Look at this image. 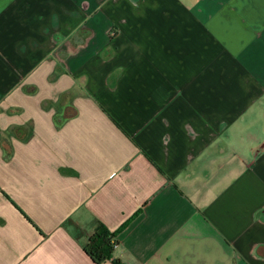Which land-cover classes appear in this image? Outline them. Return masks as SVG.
Instances as JSON below:
<instances>
[{"label": "crops", "instance_id": "1", "mask_svg": "<svg viewBox=\"0 0 264 264\" xmlns=\"http://www.w3.org/2000/svg\"><path fill=\"white\" fill-rule=\"evenodd\" d=\"M99 223L264 264V0H0V264H96Z\"/></svg>", "mask_w": 264, "mask_h": 264}, {"label": "trees", "instance_id": "2", "mask_svg": "<svg viewBox=\"0 0 264 264\" xmlns=\"http://www.w3.org/2000/svg\"><path fill=\"white\" fill-rule=\"evenodd\" d=\"M118 231H110L101 223L96 226L84 246L85 252L94 263L101 264L111 261L112 264H124L113 256L114 248L118 243Z\"/></svg>", "mask_w": 264, "mask_h": 264}]
</instances>
